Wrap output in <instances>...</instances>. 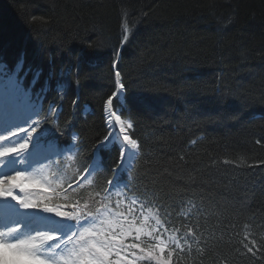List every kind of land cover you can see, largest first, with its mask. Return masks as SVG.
Listing matches in <instances>:
<instances>
[{
  "label": "trees",
  "instance_id": "trees-1",
  "mask_svg": "<svg viewBox=\"0 0 264 264\" xmlns=\"http://www.w3.org/2000/svg\"><path fill=\"white\" fill-rule=\"evenodd\" d=\"M19 58L43 98L40 133L77 137L44 203L120 199L106 195L119 148H96L119 72L112 107L139 154L117 182L180 229L171 264H264V0H0V62ZM95 151L100 166L61 192Z\"/></svg>",
  "mask_w": 264,
  "mask_h": 264
},
{
  "label": "snow or ice",
  "instance_id": "snow-or-ice-1",
  "mask_svg": "<svg viewBox=\"0 0 264 264\" xmlns=\"http://www.w3.org/2000/svg\"><path fill=\"white\" fill-rule=\"evenodd\" d=\"M127 39V37H125ZM2 67V66H0ZM18 70L23 69L22 62L17 64ZM39 82V73L33 76L32 86ZM8 85L23 92V88L17 82L15 77H10ZM116 86L117 91L112 95L113 97L122 95L124 84L120 80V73H116ZM27 95V93H25ZM112 99H109L105 106V123L109 131L97 144L96 148H110L113 144L117 145L119 151L116 155V161L111 169L113 179L109 180L106 189V195L111 196L115 191L117 196L124 195L119 184L116 183V174L124 168L125 162L128 159V153L138 149L137 140L130 137L129 132L133 129L134 124L128 123L125 126L122 121L121 115L112 107ZM51 110V109H50ZM57 111H59L57 109ZM28 123V121H25ZM39 121L29 123L26 129L17 125L14 129H6L5 133L0 134V141L11 140L13 137H18L9 147L0 150V157L8 158L10 155L21 156L22 152L29 149V141L35 140L34 136L30 133L36 132V126ZM118 130V131H117ZM20 133H24L20 136ZM72 142H75L77 137H71ZM20 164H26L27 161L23 158L18 160ZM94 167H87L86 175L83 180H87L93 174ZM81 171H85L84 168ZM75 179V178H73ZM83 180L77 182L75 187H79ZM17 181H19L17 183ZM39 186L35 181L25 183V174L17 171L14 176H7L0 178V198L11 199L17 202L19 206L24 209H35L37 202L29 200L22 196L14 195V189L19 188L21 192L26 191L31 187ZM124 188L127 187L125 184ZM43 192H48V188H42ZM128 199L127 196L124 197ZM138 203L136 199L131 200L132 208L128 209L129 214L132 216L131 221H128L124 213L119 214V218L115 220V225L119 227V233L113 231V225L108 224V232H98V227H103L108 223L104 214L97 210L94 213L87 205L80 208L79 205L73 207L72 211H61L59 205L49 206L47 202L43 204L42 211L50 214V218L63 221H72L73 225L67 226L62 229H38L35 235L27 234L22 238L18 236L20 228L18 225H8L3 230H0V249H11L17 252L20 256L29 260L37 261L38 264H135V250L141 248V237H146L153 242V247L148 249L147 255L144 259L151 260L155 249L160 252L165 251V247H173L179 249L183 238L179 235L180 229L174 228L173 231L176 235L164 237V233L169 231L167 221L162 220L159 213L143 215V219L135 215L136 211L143 213L145 205L140 203L139 209L135 206ZM79 209V211H77ZM108 216H115L109 209H105ZM120 219L125 220L127 227L120 224ZM153 220V224H149V220ZM103 235V239H98ZM11 237L12 239H5ZM131 239L133 243H125L126 239ZM248 251H252L251 248ZM42 254L45 258H42ZM125 257H133V259H125ZM156 264H165L164 261L159 260L157 257Z\"/></svg>",
  "mask_w": 264,
  "mask_h": 264
},
{
  "label": "rangeland",
  "instance_id": "rangeland-1",
  "mask_svg": "<svg viewBox=\"0 0 264 264\" xmlns=\"http://www.w3.org/2000/svg\"><path fill=\"white\" fill-rule=\"evenodd\" d=\"M4 68L3 67H0V87H4L5 90L7 92L10 93L9 95V99H10V103H11V98L14 100L13 102V105L11 106V108L7 111V106H5L3 108V110L1 111L2 113L0 114V118L4 119V117H13L15 116V112H14V109L16 107V109H18V104L21 105V109H20V112H18L19 114V119L18 121L21 122L20 126L24 127V128H28L29 127V123H32V122H35V112L37 111V105H33V103H30L29 104V92H27L26 90H23V92L17 90L16 88H13L11 86L8 85V80L10 77H15L14 74H10L9 76H6L5 75V70H3ZM16 79V77H15ZM17 80V79H16ZM20 86H21V82L20 81H17ZM5 91V92H6ZM25 93H27V95H25ZM30 105V106H29ZM36 106V107H34ZM22 111V112H21ZM17 114V115H18ZM2 115V117H1ZM24 118H27V121H28V125H25L24 126L22 125V121H23V117ZM1 120V119H0ZM125 126L127 125L126 123H124ZM9 125V124H8ZM16 126H12L10 125L8 127V129L12 128L14 129ZM7 128V127H6ZM5 128V130H6ZM37 128V126H36ZM4 130V131H5ZM118 131V130H117ZM24 134H21L20 136H23ZM31 136H34L36 137L37 136V132H33V133H30ZM16 139H18V137H13L11 140H5L4 142L5 143H1L0 144V150L2 149H6L7 147H9ZM1 142V141H0ZM40 144L39 142L34 143V141L30 140L29 141V146L31 147V149H29L30 151H24L22 152L21 156H16V155H10L6 160H0V166L2 165H6L7 163H11L13 166V171L8 173L6 171V174L0 176V178H4V177H7V176H14L16 174L17 171H21L25 174V176H29V177H25V183L28 182V178L30 179V181H35L38 183L39 186L37 187H33V191L34 193L31 194V199L32 198H35V195H38V197L35 199L36 202H38V199H40L39 195L43 194L44 192L41 190L42 188H48L49 190H51V188L54 187L55 183H54V180L51 179L50 175L49 174V170H50V166H48L49 164L44 161L43 159H41V156H42V151L39 150V147H40ZM34 147H36L35 149H33ZM38 148V150H37ZM69 152H73L72 149H69L67 150V152L64 154H68ZM36 157L37 159H31L32 157ZM20 158H23L27 161L26 164H20L18 163V160ZM38 160V161H37ZM17 167V168H16ZM19 181H17L18 183ZM19 191L20 189L17 188ZM21 194V195H24L26 196V191L24 192H18V194ZM17 192H16V195H18ZM26 199H29L30 200V197ZM122 203H124L123 200H121ZM127 206V204H126ZM128 207V206H127ZM129 209V208H128ZM33 211L35 209H32ZM77 211H79V209H77ZM100 213L104 214L108 223L104 224L103 227H98L97 228V231L98 232H108V224L111 223L113 225V228L112 230L113 231H116L117 234L119 233V227L115 225V220L119 218V216H116V212L114 211V214L115 216H108L106 213H105V210H102L100 211ZM113 213V212H112ZM128 213V212H126ZM124 213V215L127 217L128 221H131L132 219V216L129 215V214H126ZM151 212L149 211H144L143 213H140L141 214V217L140 219L142 220L143 219V215H149ZM153 214V213H152ZM149 224H153L154 221L153 220H149L148 221ZM120 224L124 225L125 227H127V224L125 223V220L123 219H120ZM109 236L111 235V232H108ZM174 234H171L170 232L166 231L164 233V237L167 238L169 236H172ZM103 235L99 236L98 239H103ZM133 242H137V241H133L131 240L130 238L129 239H126L125 240V243H133ZM139 243L141 244V248L144 249L143 252L140 251V249H136L135 250V264H143L142 261H154V262H157V257L159 258V260H162L165 262V264H168L167 260L165 259V255L167 253V251H169V247H165V251L164 252H160L159 249H155L154 251V254H153V257L151 260H147V259H144V257L147 255V252H148V249L149 248H152L153 247V243H159L158 241L156 242H153L151 241L150 239L146 238V237H141V241H139ZM144 253V256L143 254ZM42 258H45L44 255H42ZM125 259H133V257H125ZM21 264H38L37 261H33V260H29L25 257H23L21 260H20Z\"/></svg>",
  "mask_w": 264,
  "mask_h": 264
},
{
  "label": "bare ground",
  "instance_id": "bare-ground-1",
  "mask_svg": "<svg viewBox=\"0 0 264 264\" xmlns=\"http://www.w3.org/2000/svg\"><path fill=\"white\" fill-rule=\"evenodd\" d=\"M125 30H127V26L123 24L124 33H125ZM17 61H19V63L22 62L20 60V58L17 59ZM0 90H3V89H1V87H0ZM2 158H5V157H0V160ZM7 169L8 168L2 169V170L0 169V175L5 173ZM14 191H15V189H14ZM18 208L24 209L21 206H19L17 203H13L9 199L0 198V210H7V211L11 212V211H14L15 209H18ZM20 211L21 210H19V211L17 210L15 212V214L18 215ZM20 234H21V232L19 231L18 236ZM5 239H12V238L11 237H5ZM22 258H23L22 256H20L17 252H15L11 249H0V264H21L20 260Z\"/></svg>",
  "mask_w": 264,
  "mask_h": 264
}]
</instances>
